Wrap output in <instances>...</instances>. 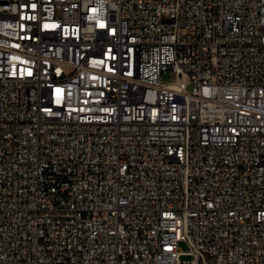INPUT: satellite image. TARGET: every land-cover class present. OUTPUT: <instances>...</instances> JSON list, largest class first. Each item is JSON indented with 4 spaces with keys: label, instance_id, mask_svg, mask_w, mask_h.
<instances>
[{
    "label": "built area",
    "instance_id": "built-area-1",
    "mask_svg": "<svg viewBox=\"0 0 264 264\" xmlns=\"http://www.w3.org/2000/svg\"><path fill=\"white\" fill-rule=\"evenodd\" d=\"M0 264H264V0H0Z\"/></svg>",
    "mask_w": 264,
    "mask_h": 264
},
{
    "label": "rangeland",
    "instance_id": "rangeland-1",
    "mask_svg": "<svg viewBox=\"0 0 264 264\" xmlns=\"http://www.w3.org/2000/svg\"><path fill=\"white\" fill-rule=\"evenodd\" d=\"M165 78H168V76H166ZM180 247L183 248V249H187L188 248L186 242H184V241L180 242ZM182 258H190V257L189 256H182Z\"/></svg>",
    "mask_w": 264,
    "mask_h": 264
}]
</instances>
